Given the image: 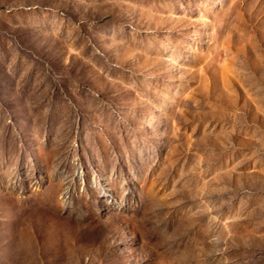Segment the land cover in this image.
Returning a JSON list of instances; mask_svg holds the SVG:
<instances>
[{"label":"rangeland","instance_id":"1","mask_svg":"<svg viewBox=\"0 0 264 264\" xmlns=\"http://www.w3.org/2000/svg\"><path fill=\"white\" fill-rule=\"evenodd\" d=\"M0 264H264V0H0Z\"/></svg>","mask_w":264,"mask_h":264},{"label":"bare ground","instance_id":"2","mask_svg":"<svg viewBox=\"0 0 264 264\" xmlns=\"http://www.w3.org/2000/svg\"><path fill=\"white\" fill-rule=\"evenodd\" d=\"M1 182V181H0Z\"/></svg>","mask_w":264,"mask_h":264}]
</instances>
